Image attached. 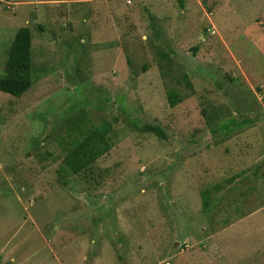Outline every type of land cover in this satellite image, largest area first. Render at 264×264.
Wrapping results in <instances>:
<instances>
[{
	"label": "rangeland",
	"instance_id": "obj_1",
	"mask_svg": "<svg viewBox=\"0 0 264 264\" xmlns=\"http://www.w3.org/2000/svg\"><path fill=\"white\" fill-rule=\"evenodd\" d=\"M130 1L0 0V264H264V0Z\"/></svg>",
	"mask_w": 264,
	"mask_h": 264
},
{
	"label": "trees",
	"instance_id": "obj_2",
	"mask_svg": "<svg viewBox=\"0 0 264 264\" xmlns=\"http://www.w3.org/2000/svg\"><path fill=\"white\" fill-rule=\"evenodd\" d=\"M32 30L29 26H22L16 31L8 50V57L4 66V74L0 77V90L13 96L20 97L33 84L32 63ZM171 106H175L180 100L179 96L171 92L169 94ZM243 123L239 124L242 126ZM230 125L223 123V128ZM142 131L154 132L159 136H165L159 125L147 123L141 127ZM105 126L95 128L84 138L76 140L73 148L67 153L64 161L73 172L78 173L95 162L100 156L111 149L110 137Z\"/></svg>",
	"mask_w": 264,
	"mask_h": 264
},
{
	"label": "built area",
	"instance_id": "obj_3",
	"mask_svg": "<svg viewBox=\"0 0 264 264\" xmlns=\"http://www.w3.org/2000/svg\"><path fill=\"white\" fill-rule=\"evenodd\" d=\"M129 1V3L131 2L130 0H128Z\"/></svg>",
	"mask_w": 264,
	"mask_h": 264
}]
</instances>
